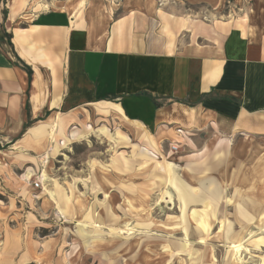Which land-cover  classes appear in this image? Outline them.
Wrapping results in <instances>:
<instances>
[{
	"label": "crops",
	"instance_id": "1",
	"mask_svg": "<svg viewBox=\"0 0 264 264\" xmlns=\"http://www.w3.org/2000/svg\"><path fill=\"white\" fill-rule=\"evenodd\" d=\"M3 1L0 147L10 145L12 150H0L5 157H0V192L7 191L1 184L12 177L8 170L15 175L24 164V151L43 153V159H48L58 128L82 122L97 110L134 124L130 129L147 146L132 145V157L141 168L167 178L182 219L187 212L202 223L196 210L187 208L194 203L208 207L207 199L219 197L217 189L200 183L202 192L195 194L175 174L173 163L156 160L161 154L150 132L163 137L174 130L177 141L184 134L216 126L227 135L264 138V26L250 22L221 27L190 19L180 8L182 4L213 8L221 0H166L161 6L159 0H124L109 13L83 14L79 8L73 15L49 9L29 21L22 19L21 0L11 8ZM104 130L109 128H97L100 134ZM108 134L103 136L112 143L129 144L119 130ZM20 149L23 152H17ZM10 158L18 165L2 164ZM164 161L171 164L167 170L160 165ZM35 169L32 163L21 178L34 176ZM33 181L31 189H41ZM184 189L193 197L192 203L181 201L177 191L184 195ZM54 190L58 200L61 195L56 186ZM94 225L101 227L98 222ZM84 226L78 231L86 237L92 232ZM180 249L185 250L186 244Z\"/></svg>",
	"mask_w": 264,
	"mask_h": 264
},
{
	"label": "rangeland",
	"instance_id": "2",
	"mask_svg": "<svg viewBox=\"0 0 264 264\" xmlns=\"http://www.w3.org/2000/svg\"><path fill=\"white\" fill-rule=\"evenodd\" d=\"M21 1L22 19L29 21L49 9L73 15L79 8L83 14L109 13L124 0ZM3 2L11 8L19 1ZM180 8L190 19L221 27L250 22L264 26V0H221L213 8ZM101 125L109 128L104 135L119 130L129 144L107 140L97 131ZM130 126L134 124L116 114L93 110L84 121L64 131L58 128L48 159L43 153L24 151V164L15 175L8 170L12 177L1 184L7 191L0 192V264H264V138L227 135L216 126L177 141L174 130L163 137L150 132L161 154L156 160L173 163L175 174L195 194L202 192L200 183L217 189L219 197L207 199L208 207L188 206L187 211L194 209L199 215L202 223L197 224L187 212L182 219L167 178L141 168L132 157V145H147ZM170 145H177V151L171 152ZM0 150L12 149L2 145ZM1 162L18 163L11 158ZM32 163L37 169L34 176L27 174L31 181L40 179L42 171L50 179L41 182V189H31V182L21 178ZM50 189L57 204L49 200ZM177 192L184 204L193 202L186 190L184 195ZM95 222L101 227L93 228ZM82 224L92 232L86 237L78 231ZM118 228L122 231L113 230ZM182 243L185 250L180 249ZM232 244H242V252L235 255Z\"/></svg>",
	"mask_w": 264,
	"mask_h": 264
},
{
	"label": "bare ground",
	"instance_id": "3",
	"mask_svg": "<svg viewBox=\"0 0 264 264\" xmlns=\"http://www.w3.org/2000/svg\"><path fill=\"white\" fill-rule=\"evenodd\" d=\"M83 4V1H81L80 2V6ZM58 120V119H57ZM53 121V120H52ZM51 121V122H52ZM50 122V121H49ZM46 157V156H45ZM160 165H162L161 167H165V169L167 170L169 167H171V164H169V163H167V162H162V163H160ZM161 169V168H160ZM163 169V168H162ZM164 171V170H163ZM24 178H25V181H30L31 180V176H28L27 174H25V176H24ZM41 179V180H40ZM40 179H38L40 182H42L43 184H47V182L49 181V179H48V176L44 173V171H42V174L40 175ZM182 189V188H181ZM185 190V189H184ZM48 196L49 197H52V199H54V194H53V192L51 191V190H48ZM182 198V197H181ZM186 203V202H185ZM206 208V207H205ZM94 228H100V226H98V225H94ZM233 251H234V253H235V255H237V254H240L241 252H242V249H243V246H242V244H232V246L230 247ZM247 250V249H246ZM238 259H239V257H238Z\"/></svg>",
	"mask_w": 264,
	"mask_h": 264
},
{
	"label": "built area",
	"instance_id": "4",
	"mask_svg": "<svg viewBox=\"0 0 264 264\" xmlns=\"http://www.w3.org/2000/svg\"><path fill=\"white\" fill-rule=\"evenodd\" d=\"M167 2L166 0H159V6H161L163 3ZM170 151L173 152V151H177V145H170ZM33 186L35 188H39L41 187V182L36 179L32 182Z\"/></svg>",
	"mask_w": 264,
	"mask_h": 264
},
{
	"label": "trees",
	"instance_id": "5",
	"mask_svg": "<svg viewBox=\"0 0 264 264\" xmlns=\"http://www.w3.org/2000/svg\"><path fill=\"white\" fill-rule=\"evenodd\" d=\"M3 13H4V15H6V12L5 11Z\"/></svg>",
	"mask_w": 264,
	"mask_h": 264
}]
</instances>
